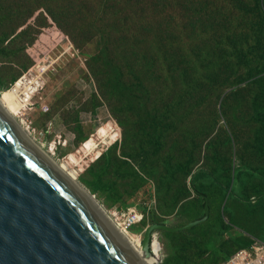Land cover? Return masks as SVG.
<instances>
[{
	"label": "rangeland",
	"instance_id": "1",
	"mask_svg": "<svg viewBox=\"0 0 264 264\" xmlns=\"http://www.w3.org/2000/svg\"><path fill=\"white\" fill-rule=\"evenodd\" d=\"M135 1L119 0V5L127 10ZM154 1L151 7L143 2V8L137 12L144 20L135 25L130 13L121 14L117 0H0V38L28 24H34L39 30L35 42L27 43L24 50H18L10 58L0 57V96L25 75L26 79L38 78L40 86L31 103L20 105L24 117L17 120L25 118L29 122L33 140L45 151L57 141L53 154L50 150L57 161H65L69 153L95 135L97 149L78 155V161L69 164V170L74 171L78 186L94 196V204L98 208L102 205L112 214L115 209L124 208L109 194L107 187L113 183L120 184L121 191L127 187L125 184L130 180L117 172L120 159L129 160L135 167L138 165L137 160L124 157L123 153L138 150L146 139L145 125L156 119L164 125V135L161 150L150 159L156 171L150 177H158L167 160L186 165L184 172L193 168L210 169L218 149L231 172L243 164L247 155L253 158V167H264V158L250 147L252 134L259 127L253 120L251 108V100L257 92L254 81L264 78V72L250 76L249 66L232 65L225 72V83L229 85L225 87L218 78V69L203 53L204 48L221 49L230 61L234 60L236 48L245 47L251 39L250 35L239 36L232 31L231 27L241 24L237 23L239 16L230 10L218 12L219 6L206 5L205 0H191L183 5L173 0H168L169 3ZM38 19L43 26L38 24ZM203 20H211L215 26V22L220 21L221 26H216V31L204 38L200 22ZM232 91L239 94L236 101L228 97ZM6 105L10 109L18 103ZM101 127L106 129L107 137L97 134ZM114 132L119 137L109 143ZM103 154L106 157L94 167L93 163ZM192 154L198 158L193 165ZM107 165L111 170L104 169ZM147 179L148 183L134 192L132 198L127 194L124 198L134 202L132 205L145 202L150 212H158L155 181ZM186 181L185 174L177 173L175 190H181ZM246 193L251 201H256L253 187H247ZM190 200L191 196L182 202ZM226 204V200L218 198L214 210L222 214ZM232 206L243 220L237 223L229 220L227 213L222 214L230 233H239L223 236L225 249L231 256L251 249V246L238 249L233 245V238L249 240L250 245L264 242L257 235L258 214L247 215L240 203ZM210 214L211 208L208 219ZM104 215L107 217L106 213ZM165 218L171 221L170 217ZM151 223L150 213L146 212L127 234L134 241L136 237L142 239L144 229ZM167 241L159 231L155 232L154 243L158 242L159 246L158 253L153 255L157 258L155 264H179L176 257L170 262L164 260ZM195 254H189L190 261ZM199 259L200 264L226 262L213 259L208 251Z\"/></svg>",
	"mask_w": 264,
	"mask_h": 264
},
{
	"label": "trees",
	"instance_id": "2",
	"mask_svg": "<svg viewBox=\"0 0 264 264\" xmlns=\"http://www.w3.org/2000/svg\"><path fill=\"white\" fill-rule=\"evenodd\" d=\"M163 1L169 3L168 0ZM173 1H177L179 4L183 5L189 3L191 0ZM143 2L149 7L155 4L154 0H136L127 10H123L119 5V0H117V4L123 11L121 14L130 13V20H133L132 22L135 25L140 24L144 20L138 17L140 12H137L139 9L143 8ZM204 4L219 6L220 9L218 12L230 10V13H236L239 16L237 23L241 22V24L231 27L232 31L239 36H251V39L245 47L238 46L236 48L233 61H230V58L221 49L204 48V55L212 66L218 69V78L222 80L223 86H229L225 83L227 76L225 72L226 69H230L232 65L233 67H240L242 65L249 66L250 76L263 73L264 0H205ZM229 19L232 24L233 18L230 14ZM54 21L59 25L57 18H55ZM200 22L201 29L205 33L204 38H206L208 34L215 32L216 26H221L220 21L215 22L216 26L211 20H203ZM1 23L2 21H0V28ZM38 24L40 26L44 25L41 20ZM21 25H23V23ZM35 28L34 24H28L20 31L16 32V30H13L9 33H4L0 38V57H13L18 50H24L27 43L31 44L35 42L39 32V30ZM5 41V45H3ZM12 41L15 42L14 45ZM21 42H23V44L19 45ZM7 81L8 75L6 82ZM2 82L4 83L5 79L2 80ZM254 84L257 87V92L253 100H251V108L253 109V120L259 127L256 132L252 134L250 147L254 149L253 152L259 157L264 158V78L260 77L255 79ZM236 95L235 91L228 93V97L233 98L234 101L239 99L237 97L239 94ZM163 126L160 119L148 122L144 127L146 130V139L139 145L138 150L127 151L128 154L127 152L123 153L124 157L127 155V158L137 160L138 165L135 167L129 160L120 159L117 172L119 174H124L130 181L125 184L127 187L123 188L124 191H121L119 189L121 185L116 183L110 184L107 187L109 194H111L115 200H117V203H120L124 208L118 210H126L129 207L135 206L143 214L146 212L150 213L151 222L168 224L172 227H180L203 217L205 206V199L203 196L209 198L211 214L205 223L182 232L159 231L161 236L168 239L166 242V256L164 259L166 262H170L172 258L176 257L179 264H200L199 258L204 256L206 251H208L213 259H218V261L221 260V263L227 261L231 257V254L227 253L225 249L226 244L222 240L223 236L226 233L235 236L239 233H235V231L234 234L230 233L229 227L224 225L222 214L227 213L229 220H234L237 223L243 220L239 216L237 210L233 208V203L242 204L247 215L258 214L260 222L257 235L264 241V167H253L251 164L253 158L247 155L243 164L235 167L233 172H231V168L226 165V158L223 156L222 151L218 149V152L214 155V164L210 169L193 168L184 172L186 165L181 166L173 164L167 160L164 164L163 171L157 174L158 177H150L156 174L150 159L154 158L161 150V139L164 135ZM250 154L254 156L252 153ZM105 157L106 155L103 154L101 156L102 159L100 158L99 161L93 163L94 167ZM197 160L198 158L192 154L190 157L191 165L195 164ZM93 164L91 167H93ZM109 168L110 165H107L104 169L107 170ZM123 169L129 170L124 172ZM142 173L148 176L143 177L141 175ZM177 173L185 174L187 179L184 187L179 191L175 190V178ZM147 177L153 178L155 181L154 189L158 212H150L149 205L145 202L132 205L134 202H127L124 198V194L132 198L134 192L143 188L146 181L148 183ZM98 181H100V176L98 177ZM247 187L254 188V193L256 195L255 202L251 201L250 195L246 193ZM189 196H191L190 201L187 203L182 202ZM218 198L227 201L222 214L214 210V204L217 203ZM165 217H170L171 221H166ZM250 243L251 241L244 238L242 240L233 238V245H236L238 249L250 247ZM192 252H196V254L194 255L193 261H190L188 256Z\"/></svg>",
	"mask_w": 264,
	"mask_h": 264
},
{
	"label": "water",
	"instance_id": "3",
	"mask_svg": "<svg viewBox=\"0 0 264 264\" xmlns=\"http://www.w3.org/2000/svg\"><path fill=\"white\" fill-rule=\"evenodd\" d=\"M28 136L0 103V264H143L91 199ZM203 197L202 218L180 227L147 225L141 251L153 257L157 231L182 232L204 223L210 207Z\"/></svg>",
	"mask_w": 264,
	"mask_h": 264
},
{
	"label": "bare ground",
	"instance_id": "4",
	"mask_svg": "<svg viewBox=\"0 0 264 264\" xmlns=\"http://www.w3.org/2000/svg\"><path fill=\"white\" fill-rule=\"evenodd\" d=\"M43 62V61H42ZM41 67V66H40ZM49 67V66H48ZM44 69V68H41ZM45 70V69H44ZM39 71V70H38ZM31 73V71H30ZM34 74V73H33ZM39 74V73H38ZM42 74V73H41ZM23 76V75H22ZM26 76V75H25ZM24 77L19 78L15 83L13 88L9 87L8 89H6L0 96V103L2 104V106L4 107V109L7 111V113L12 117V119H14L15 121L18 122V124H20L23 132L28 136V134L30 135L31 139L33 140V136L30 134L29 130H31L30 126H29V122L23 118L21 120H17L18 117L23 116L24 117V112L23 109L20 108L21 104H27V103H31V99L33 94L38 90L39 88V82L36 81L38 78L37 77H32V78H28L26 79ZM41 76V75H40ZM44 84V83H43ZM20 91H23L22 94H20ZM20 96V97H19ZM19 98V99H18ZM6 103H10V104H14V103H18V106L16 107H10V109H8ZM26 122V123H25ZM107 126L111 127V123H108ZM28 133V134H27ZM33 134V133H32ZM97 134H99L100 137H107L108 133L106 131V129L104 127H101ZM35 136V135H34ZM29 137V136H28ZM60 137V136H59ZM119 137V134L117 133H111L110 136V141H115L117 140V138ZM97 138V137H96ZM105 139V138H104ZM108 140V139H107ZM60 141V140H59ZM57 141H55L51 146L50 149L48 150V154L51 156V153L53 154L55 151V144ZM40 146V145H39ZM104 146V145H103ZM41 147V146H40ZM43 147V146H42ZM97 143L95 142V135L90 136L88 139H86L85 141L82 142L81 147H79V149L77 148L75 150V152L73 153H69L66 157L65 161H57L56 159H52V161L54 162L55 165H57L59 167V169L67 175L68 179L81 191L83 192L89 199H91V201L93 203H95L96 201L93 200V198L90 196L89 191L82 189L81 187L78 186V180L76 178V175L74 173V171H70L69 170V164H75L78 161V155H81L85 152V154H89L92 151H94L95 149H97ZM109 148V146H108ZM51 150V153H50ZM98 153V152H97ZM52 157V156H51ZM87 157V155H86ZM88 165V164H87ZM102 213L104 211V213H106L108 220L113 224V226L118 230V232L123 236V238L126 240V242L129 244V246L131 248H133L137 255L138 258L141 260V262L143 264H155L157 263V258L156 257H147L143 251H141V247H140V239H136L135 241L132 240L129 235L127 234V232H125L122 228H120L112 219V213L110 211H107L102 205H99L98 208ZM103 213V214H104ZM158 242L154 243V251L156 254L158 252Z\"/></svg>",
	"mask_w": 264,
	"mask_h": 264
},
{
	"label": "built area",
	"instance_id": "5",
	"mask_svg": "<svg viewBox=\"0 0 264 264\" xmlns=\"http://www.w3.org/2000/svg\"><path fill=\"white\" fill-rule=\"evenodd\" d=\"M143 217L144 214L136 207H131L126 210L115 209L112 214V218L116 224L127 233H129L131 227L139 223ZM136 238L138 239L139 237ZM139 241L141 243V239ZM223 264H264V242L261 244L254 243L251 245L250 250H240L236 252Z\"/></svg>",
	"mask_w": 264,
	"mask_h": 264
}]
</instances>
